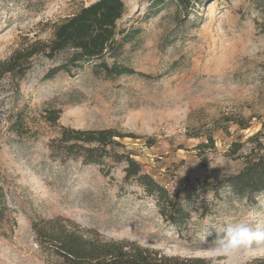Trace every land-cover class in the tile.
Wrapping results in <instances>:
<instances>
[{"label": "rangeland", "instance_id": "obj_1", "mask_svg": "<svg viewBox=\"0 0 264 264\" xmlns=\"http://www.w3.org/2000/svg\"><path fill=\"white\" fill-rule=\"evenodd\" d=\"M96 1L0 0V264H72L65 244L80 264L135 252L207 264L227 224H264V190L239 196L226 182L264 159V0H121L116 27L130 41L103 60L132 74L107 77L92 61L45 79L68 51L33 57L22 79L2 73ZM63 128L117 133L106 150L120 161L66 156ZM127 157L168 191L164 214L124 181Z\"/></svg>", "mask_w": 264, "mask_h": 264}, {"label": "trees", "instance_id": "obj_2", "mask_svg": "<svg viewBox=\"0 0 264 264\" xmlns=\"http://www.w3.org/2000/svg\"><path fill=\"white\" fill-rule=\"evenodd\" d=\"M163 0H157L160 3ZM184 10L190 8L191 0H174ZM124 12V5L121 0H97L87 7L81 8L76 14L63 19L53 27L52 38L49 42L36 41L22 50L16 51L2 64V73L10 74L13 77L22 79L31 68L32 58L43 55L47 59L53 58L63 52H71L65 64L48 71L45 79L51 80L63 71L70 73L71 69H78L83 64L96 61L95 70L103 72L107 77H118L132 74L133 71L126 67L111 65L108 66L103 60L107 55L110 58L116 57L124 43L130 41L126 32L118 31L117 21ZM122 36V37H121ZM117 37H121L117 41ZM99 71H96L98 74ZM114 138H121L120 135L111 130L80 131L73 129H62L59 143L63 144V151L66 156L81 157L84 165L102 166L104 161L109 159L113 163L120 161L122 156L108 154L106 148L110 145H117ZM126 168L124 169V181H133L144 192L150 196H156L161 212L171 205L168 191L159 186L153 179L142 173L140 166L130 158H125ZM227 186L235 194L242 196L246 192H260L264 190V159L252 163L243 172L227 179ZM175 224L176 221H175ZM66 245V244H65ZM67 261L72 264H80L73 260L79 257L77 251L69 245L65 247ZM145 254V253H144ZM140 252L127 255V253L113 254L110 260L97 258L96 264H180L167 259H153ZM189 264H205L203 261H190ZM261 264H264L261 263Z\"/></svg>", "mask_w": 264, "mask_h": 264}, {"label": "clouds", "instance_id": "obj_3", "mask_svg": "<svg viewBox=\"0 0 264 264\" xmlns=\"http://www.w3.org/2000/svg\"><path fill=\"white\" fill-rule=\"evenodd\" d=\"M223 232L207 249V264H244L248 254L264 252V224L240 219L227 224Z\"/></svg>", "mask_w": 264, "mask_h": 264}]
</instances>
